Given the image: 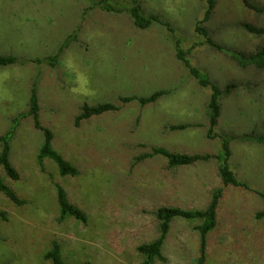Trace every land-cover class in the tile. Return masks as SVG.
Listing matches in <instances>:
<instances>
[{
    "label": "rangeland",
    "instance_id": "1",
    "mask_svg": "<svg viewBox=\"0 0 264 264\" xmlns=\"http://www.w3.org/2000/svg\"><path fill=\"white\" fill-rule=\"evenodd\" d=\"M249 1L264 6V0ZM93 2L0 0V55L18 59L0 67V135L23 114L9 155L19 178L7 177L2 169L0 175L24 201L16 204L0 192V210L7 215L0 218V264H51L44 254L52 241L60 244L66 264H144L136 248L159 235L155 210H202L218 187L223 191L217 223L207 236L205 264H264V218L255 216L264 209L259 195L264 193V143L240 139L264 133V67L241 66L233 58V53L248 56L264 48V32L242 27L264 28V13L241 0H215L201 23L220 46L215 47L195 30L207 0H137L145 14L162 21L146 29ZM176 40L211 83L220 89L237 85L220 98L215 137H207L210 87L176 58ZM33 81L38 120L52 132L53 149L78 168L75 176L60 175L49 158L38 164L43 132L27 114ZM156 91L166 93L144 105L120 100ZM104 102L118 109L75 124L82 105ZM175 124L191 126L169 129ZM218 135L228 142L230 168L248 188L223 187L216 158L174 168L162 155L134 159L152 147L215 156L221 152ZM56 184L87 214L85 224L73 217L58 221ZM199 222L174 219L161 248L164 259L151 264H195Z\"/></svg>",
    "mask_w": 264,
    "mask_h": 264
},
{
    "label": "trees",
    "instance_id": "2",
    "mask_svg": "<svg viewBox=\"0 0 264 264\" xmlns=\"http://www.w3.org/2000/svg\"><path fill=\"white\" fill-rule=\"evenodd\" d=\"M137 0H133L134 5L124 7L115 0H94L93 7L110 13H124L130 17L134 27L139 29H146L154 22L162 21L158 16L152 14H145L141 9L140 5L136 4ZM245 7L250 8L256 12L264 13V6H258L251 3L249 0H241ZM215 5V0H207V9L205 11L204 17L202 20L196 22L195 30L199 34H202L206 37V41L215 47H220L218 44H214L213 41L208 38L207 32L204 27L201 25L202 22H205L212 13V10ZM243 29L252 33V34H262L264 28L257 27L250 23H243ZM64 46V45H63ZM61 46L58 49L57 54H55L51 59L56 61L60 52L64 48ZM175 46V55L176 58L182 62V64L189 70V73L198 79L199 83L202 86L210 87V95L207 102V117H208V129L207 137L212 138L217 136L215 133V127L217 125L218 118L220 116V98L223 95H227L236 88L235 83H229L225 85L223 89H220L215 84L211 83L209 79L202 75L200 71L192 66L188 59L186 58L187 52L180 47L178 40L174 43ZM233 58L241 66L247 64H255L258 67H264V48L256 51L253 54L248 56L244 54H234ZM18 59L12 55H0V67L6 66L9 64L16 63ZM34 62H40V59L33 60ZM166 93L165 91H156L149 95L148 97L136 98L134 96L120 97L122 102H127L130 100H138L142 105L155 101L159 96ZM117 106L110 102L98 103L95 105L84 104L81 107L80 113L75 118V124L78 125L79 122L83 119L89 118L92 115H97L109 110H116ZM28 115H31L34 121L36 128L40 129L43 132V143L39 148L37 155L38 164L42 167V162L45 158L51 159L57 166V169L60 175H70L75 176L79 173L77 167L72 165L69 161L64 159L61 154H59L52 147L53 134L50 129L42 126L38 120V103L36 96V82L33 81L30 89L29 95V110ZM23 114L19 115L14 119V122L7 130L6 133L0 135V169L3 170L4 174L11 179H18L19 174L11 165L9 155H10V142L16 131L18 124V119L21 118ZM190 124H175L171 125L169 129L177 130L184 129ZM220 136V135H218ZM222 138V136H220ZM243 140H253L257 143H264V133L256 136L243 135L240 137ZM154 155H162L167 160V165L169 167H179V166H188L192 165L198 161H208L212 158H216L219 161L218 165V175L222 181L223 187L231 186H240L248 188V185L240 181L233 170L228 164V160L231 155V151L228 145V142L225 138H222L221 143V152L217 155L211 154H187L180 152H172L163 147H152L149 153H144L142 155L136 156L134 159L136 161L152 157ZM222 188H215L211 194L210 201L206 208L202 210H190L184 209L176 206H160L155 210V218L158 221L159 235L152 241L139 244L137 246V251L145 257L144 264H151L154 260H163L161 253V248L164 243V240L169 232L171 222L174 219H183V220H198L199 224L195 226V229L198 231L199 243H198V256L195 264H205L206 255H207V236L214 229L217 223V209L219 205L220 198L222 196ZM0 192L3 193L8 199L15 202L16 204H22L24 201L19 199L14 191L10 189L3 181L0 175ZM261 198L264 201V193H259ZM56 198L59 207V218L58 221H63L67 217H73L77 221L85 224L87 222V214L77 205L69 201L66 191L63 187L56 184ZM257 218H264V209L255 214ZM0 218L6 219V212L0 210ZM44 258L49 260L51 264H66L61 256V247L57 241H52L48 250L44 254ZM89 264V263H84Z\"/></svg>",
    "mask_w": 264,
    "mask_h": 264
}]
</instances>
